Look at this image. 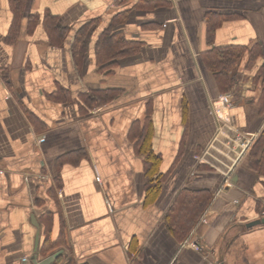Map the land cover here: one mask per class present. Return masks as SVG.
Masks as SVG:
<instances>
[{"label": "crops", "instance_id": "crops-1", "mask_svg": "<svg viewBox=\"0 0 264 264\" xmlns=\"http://www.w3.org/2000/svg\"><path fill=\"white\" fill-rule=\"evenodd\" d=\"M263 150L264 0H0V264H264Z\"/></svg>", "mask_w": 264, "mask_h": 264}, {"label": "trees", "instance_id": "trees-1", "mask_svg": "<svg viewBox=\"0 0 264 264\" xmlns=\"http://www.w3.org/2000/svg\"><path fill=\"white\" fill-rule=\"evenodd\" d=\"M212 18L208 20V32L214 30L215 24L212 22ZM122 40V39H121ZM120 39H112L109 35H103L99 40L96 48L97 57L100 63H104L107 59L111 61L116 59V57L120 56L122 53V45L126 44L125 40L121 41ZM122 44V45H121ZM84 41L83 36L76 37L74 41V56L81 57L84 54ZM127 45V44H126ZM223 52L220 53L221 50ZM132 49L124 50L125 52H130ZM219 51L220 55L217 53V57H214L212 63L214 64V69L225 76H227V72L231 69L234 64L235 58L231 57V49L221 48ZM108 63V64H109ZM104 101V100H102ZM100 103V102H99ZM142 144L138 145V152H143L146 154V169L150 170L152 168V163L150 160L152 159V153L150 149L141 148ZM258 160H264V150L262 154H260ZM153 184V181H150ZM211 197L205 192H187L185 191L182 196L177 200L176 204L172 208V212L169 214L170 216V228L174 232V234L179 238H184L187 233L190 231L191 227L195 225L199 216L202 214L206 206L208 205ZM58 247L57 242H50L49 240H44L41 251L49 252L50 250Z\"/></svg>", "mask_w": 264, "mask_h": 264}, {"label": "water", "instance_id": "water-1", "mask_svg": "<svg viewBox=\"0 0 264 264\" xmlns=\"http://www.w3.org/2000/svg\"><path fill=\"white\" fill-rule=\"evenodd\" d=\"M258 224H264V216H262L261 218H258L250 223H247L246 225L252 226V225H258ZM35 252H37L38 250V240L35 243V248H34ZM61 250H57L52 252L51 254H49L45 259H43L41 262V264H49L53 261V259L60 253Z\"/></svg>", "mask_w": 264, "mask_h": 264}, {"label": "built area", "instance_id": "built-area-1", "mask_svg": "<svg viewBox=\"0 0 264 264\" xmlns=\"http://www.w3.org/2000/svg\"><path fill=\"white\" fill-rule=\"evenodd\" d=\"M99 180V178H97Z\"/></svg>", "mask_w": 264, "mask_h": 264}]
</instances>
